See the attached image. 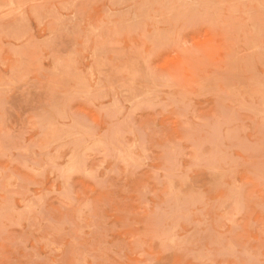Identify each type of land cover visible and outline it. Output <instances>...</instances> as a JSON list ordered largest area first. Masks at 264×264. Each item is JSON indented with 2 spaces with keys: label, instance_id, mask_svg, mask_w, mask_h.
<instances>
[{
  "label": "rangeland",
  "instance_id": "rangeland-1",
  "mask_svg": "<svg viewBox=\"0 0 264 264\" xmlns=\"http://www.w3.org/2000/svg\"><path fill=\"white\" fill-rule=\"evenodd\" d=\"M0 264H264V0H0Z\"/></svg>",
  "mask_w": 264,
  "mask_h": 264
}]
</instances>
